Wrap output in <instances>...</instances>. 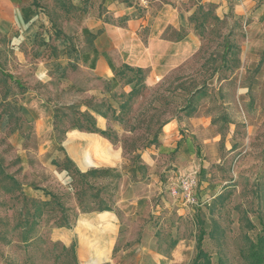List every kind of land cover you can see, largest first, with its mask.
Listing matches in <instances>:
<instances>
[{
    "label": "rangeland",
    "instance_id": "374dc122",
    "mask_svg": "<svg viewBox=\"0 0 264 264\" xmlns=\"http://www.w3.org/2000/svg\"><path fill=\"white\" fill-rule=\"evenodd\" d=\"M149 3L35 0L42 13L36 41L49 31L69 30L70 45L58 51L52 40L44 41L41 55L58 62L47 68L50 81L26 78L21 85L6 78L0 84V264H82L76 253L82 234L95 235L100 254L84 264H190L200 227L211 264H247L251 242L264 232V0H254L240 17L194 15L210 41L156 81L146 82L144 71L116 74L121 66L108 79L86 68L83 56L91 51L79 31L86 30L80 29L84 17L122 24L144 14ZM123 10L131 13L118 15ZM31 86L57 131H37L21 113L14 94ZM87 109L104 115L111 140L73 126L86 124ZM65 154L82 171L120 172L116 187L108 175L83 185L92 193L110 184L102 197L115 203L112 230L101 217L78 233V220L97 211L79 210L71 176L61 168ZM136 157L145 166L143 178L132 176L131 168L141 163ZM186 178L194 179L188 194ZM46 192L62 194L66 213H77L70 227L56 226L64 216L56 203L40 205L52 200ZM56 229L74 233L66 242Z\"/></svg>",
    "mask_w": 264,
    "mask_h": 264
},
{
    "label": "crops",
    "instance_id": "0c3cea01",
    "mask_svg": "<svg viewBox=\"0 0 264 264\" xmlns=\"http://www.w3.org/2000/svg\"><path fill=\"white\" fill-rule=\"evenodd\" d=\"M253 3L254 0H150L144 14L130 15L122 24L107 23L90 14L80 24V29L86 30H79L86 36L83 43L90 46L91 51L90 55L83 56L88 60L84 65L108 79L114 76V68L128 64L142 68L146 82L156 81L193 53L202 50L210 41L204 30H198L203 28L204 23H193L194 15L210 11L221 20L231 15L240 17L248 13ZM130 13V10H123L118 15ZM41 19L42 13L35 5V0H0V65L7 67L0 68V84L6 78L21 85L27 84L24 82L26 78L29 83L32 80L45 83L52 78L48 69H56L58 62L55 57L44 58L41 55L42 49L46 47L44 41L52 40L54 47L62 51L70 45L69 30H62L58 34L49 31L45 33L46 38L36 41ZM29 69L33 72L32 77L22 75L24 70ZM3 94L0 87V103ZM14 95L19 97L18 103L24 118L32 122L37 131L54 129L52 115L45 110L37 88L31 86ZM87 110L95 118L96 126L104 129V115L97 110ZM168 125L171 127L175 124L171 121ZM101 217L109 219L107 230H112L113 214L104 210L78 220V233L95 224ZM54 233L69 242L74 232L56 229ZM94 243L95 235L82 234L78 237L76 253L78 258H82V264L100 255Z\"/></svg>",
    "mask_w": 264,
    "mask_h": 264
},
{
    "label": "trees",
    "instance_id": "16d2710c",
    "mask_svg": "<svg viewBox=\"0 0 264 264\" xmlns=\"http://www.w3.org/2000/svg\"><path fill=\"white\" fill-rule=\"evenodd\" d=\"M122 68H126L130 71H136L137 73H140V75L143 73L142 68L138 67H132L128 64H122L121 67L116 71V74L120 73ZM135 91V87L129 92L128 99L131 97L133 92ZM82 116L86 120V124L84 123H78L76 125H73L74 127L78 128L79 130H85L88 132H94L99 133L100 135L108 138L111 140V132L108 129H100L96 126L94 122V118L91 114L87 112H83ZM54 117H56V113H54ZM54 130L57 131L56 125H54ZM66 130H61L60 133L65 134ZM115 137V136H114ZM63 138L61 137L58 141L59 143V149L63 150V147L61 145ZM135 159H139V157H136ZM141 162V160H140ZM52 163L61 166L57 162V160L53 159ZM62 169L66 170L70 176H71V186H72V193L75 198V202L77 203V206L81 212H91V211H104L108 210L111 211L115 208L114 200H106L104 197H102V194L105 191H108L110 184H105L101 186L100 188H97L94 192L88 193L87 188L83 187V185L86 183L87 179L89 177H101V176H110L112 177L113 181V187H116L117 180L120 178V172L115 167H93L88 170L82 171L80 170L74 163V161L65 154L64 161L61 166ZM145 166L143 162L140 163L137 167H132L131 172L133 177H137V173H140L141 177H144ZM46 194L50 195L52 197V200H42L39 201L41 206L50 205L52 203H56L58 210L64 215L61 218H58L56 221L57 227H70L72 223L77 218V213H75L72 217H70L66 211L69 209V207H65L64 203L62 202L61 198H63L62 194L57 195L52 192H46ZM73 210L72 208H70ZM205 234V230L203 227L199 228V234L196 237V253L191 261L190 264H211L210 256L206 251L202 248V241ZM173 243H176V240L173 241ZM247 264H264V232L259 234L257 236V239L255 242H251L250 248L247 252Z\"/></svg>",
    "mask_w": 264,
    "mask_h": 264
},
{
    "label": "built area",
    "instance_id": "2783aa9c",
    "mask_svg": "<svg viewBox=\"0 0 264 264\" xmlns=\"http://www.w3.org/2000/svg\"><path fill=\"white\" fill-rule=\"evenodd\" d=\"M193 181L194 179L193 178H186V179H183L182 182H183V187L186 191V194L189 193V189L191 187V185H193Z\"/></svg>",
    "mask_w": 264,
    "mask_h": 264
}]
</instances>
